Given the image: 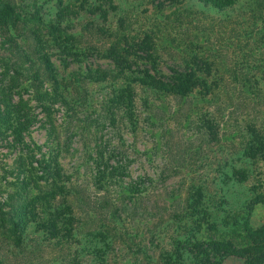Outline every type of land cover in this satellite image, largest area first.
I'll list each match as a JSON object with an SVG mask.
<instances>
[{"label":"rangeland","instance_id":"rangeland-1","mask_svg":"<svg viewBox=\"0 0 264 264\" xmlns=\"http://www.w3.org/2000/svg\"><path fill=\"white\" fill-rule=\"evenodd\" d=\"M120 3L124 5L123 10H127L124 14L130 18L131 34L144 31L151 26L150 23L163 26L156 33L157 42L164 49L161 54L163 69L176 60L186 62L195 53L213 61V75L208 80H215L217 87L211 95L204 97L213 98V101L198 103L203 98L198 95L193 98L197 113H189L184 109L187 107L179 104L178 98L164 97L159 100L157 95L136 88L137 128L134 131L121 121L122 117H118L114 125L104 117L105 109L111 105L108 101L112 88L103 82L87 87L93 97L94 109H97L90 116L91 123L89 120L83 127L79 121H84L81 110L76 119L68 122L64 117L66 109L63 105L54 102L47 112L41 109L35 98L30 97V90L24 86L23 78L13 73L16 70L25 77L28 75L27 69H30L21 55V49H24L22 42L14 40V37L9 42L7 38L10 32L5 36L0 29V224L1 215H5L8 222L12 217L17 232L25 230L28 235L24 245L14 247L10 236L0 234L1 264H52L56 260L59 248L56 241L43 242L41 233L36 231L33 223L25 227L28 198L40 191L48 192L52 186L50 178H36L35 171L40 169L35 164L37 159L49 158L51 167L57 164L62 176L60 186L70 188L74 193L77 190V200L73 197L77 213L86 215L87 209H95L97 213L108 215V211L115 207L114 203L121 201L117 200V186L112 184L99 189L91 176V167L100 149L105 157L114 150V160L127 164L123 184L128 187L140 179L141 184L144 182L137 197V200L139 197L143 200L134 204L135 214L138 215L140 211L145 217V211H142L144 205L148 213L147 224L137 219L131 221L130 217L123 215L126 223L121 232L126 236L125 242L118 240L119 235L116 236L114 244L117 247L110 253L109 263L133 264L138 258L141 264H146L147 259L142 251L158 262V252L166 246L165 238L168 242L171 235L172 224L161 233L166 223L163 217L174 210L187 208L192 166L203 165V172L211 161H215L216 166L219 161L231 157L230 148L233 152L238 149L247 136L246 128L264 127V0H235L233 6L222 11L204 8L197 0H154L153 3L150 0H120ZM129 3H135L136 8L130 7ZM159 3L161 9L152 5ZM103 4L108 8L107 1H103ZM110 12L108 21H96L94 27L116 26L119 15ZM14 41L19 42L20 46L16 47ZM215 55L218 56L213 58ZM101 63L99 60L95 62L97 65ZM13 80L19 87L16 91L10 88ZM145 100L148 105L154 101L151 110L146 109L148 105H145ZM156 106L162 108L156 110ZM14 112L26 115L21 120L27 118L30 123L19 142L14 141L9 128L8 114ZM206 112L211 113L219 125L220 137L225 136L228 141L224 148L201 135L199 121L203 120ZM150 113L153 117L148 115ZM21 123L24 126L23 121ZM104 144L107 146L103 147ZM35 145L40 147V151L34 149ZM173 160H177L174 164L182 162L183 167H169ZM244 161L245 164L241 163L240 167L248 171V181L233 186L230 194L226 192V195L229 200L235 199L234 204L237 200L239 206L242 202L248 204L251 201L253 209L248 215L244 213V217L251 227L256 228L264 225V203L253 204L254 195L264 197V160ZM205 172L211 181V172ZM29 176L32 177L31 183ZM156 184L158 187H155ZM236 190L246 192L247 196L235 198ZM92 196L94 199H91ZM86 197L91 205L86 203ZM98 218L94 224L92 222L91 229L101 226V219ZM10 224L6 225L7 228H10ZM114 232L118 233V228ZM2 242L10 245H3ZM36 249L42 252L38 253ZM70 250L66 248V253H70ZM25 255L29 258H21ZM30 257L34 259L32 262L29 261ZM251 262L264 264V252H249L243 247L225 260V264Z\"/></svg>","mask_w":264,"mask_h":264},{"label":"trees","instance_id":"trees-1","mask_svg":"<svg viewBox=\"0 0 264 264\" xmlns=\"http://www.w3.org/2000/svg\"><path fill=\"white\" fill-rule=\"evenodd\" d=\"M103 1L109 3L108 8ZM153 1L150 0L152 3ZM234 1L197 0L204 8L219 11L233 6ZM130 3L129 6L135 9L137 5ZM152 5L157 9L162 7L161 3ZM123 8L120 0H0L2 35L7 36L10 32L11 35L7 38L9 42L13 41L12 37L14 40H21L24 48L21 49V55L30 68L27 69L28 75L25 77L16 70L13 73L23 78L24 86L30 90V97L35 98L42 110L49 112L48 107L54 102L59 106L63 105L66 109L64 117L68 122L76 119L81 110L84 121H79L85 127L91 114L97 110L94 109L93 97L90 96L87 87L107 82L112 88L108 101L111 105L105 109L104 117L112 125L118 121V117H122L121 121L135 131L136 88L157 95L160 97L159 100L165 99L164 97L178 98L179 104L187 107L184 109L189 113L198 110L193 100L198 95L203 97L197 101L198 103L213 101V98H204L211 95L217 87L215 80H208V77L213 75V61L195 53L186 62L181 59L185 63L183 66L182 62L176 60L163 69L161 54L164 49H161L156 37V33L163 26L150 23L151 26L144 31L131 34L130 18L124 14L127 10ZM110 11L119 15L116 19L117 25L107 28L94 27L97 25L96 21H108ZM13 43L16 47L20 46L19 42ZM98 60L102 63L97 65L95 62ZM59 65L66 69H60ZM11 83V90L16 91L19 88L15 85L16 81L13 80ZM144 102L148 105L147 100ZM152 104L146 109L151 110ZM160 108L162 106L155 107L156 110ZM87 111L89 114L86 115ZM8 115L10 132L14 141L19 142L30 124L29 120L27 118L21 120L22 116L26 115L18 112ZM148 115L153 117L151 113ZM199 122L201 135L209 137V141L219 143L218 145L223 148L227 146L225 143L228 141L225 136L220 137L219 125L211 113L206 112L203 120ZM246 129L247 136L238 149L233 152L230 148L231 157L219 161L216 166L215 161H211L204 169L211 172V181L207 178L208 174L203 172V165L192 166L193 176L189 179L191 185L187 208L174 210L172 214L168 213L163 217L166 223L161 233L168 230L172 224L171 235L167 242L164 234L166 246L158 252V262L156 259L152 260L146 251H142L147 259L146 264H225L228 256L243 247L249 252H264V225L251 227L249 220L244 217V213L247 212L248 215L253 209L251 201L248 204L242 202L239 206L236 204L237 200L235 205V199L229 200L226 195L233 186L243 185L248 181V171L240 167L241 163L245 164L244 160H264V127ZM34 149L40 151L37 145ZM112 152L115 151L112 150L105 157L100 149L99 156L94 159L91 167V176L94 177L99 189L112 184L117 186V200L121 201L114 203L115 207L108 211V215L97 213L95 209H87L85 211L87 216L77 213L73 202V197L77 200V190L74 193L70 188L60 186L59 180L62 176L57 164L51 167L49 158L37 159L35 164L40 169L35 171L36 178L41 180L50 178L52 186L48 192L40 191L34 197L28 198L24 215L25 227L29 223L35 224L43 242L55 240V244L59 245L56 260L52 264H110V253L117 247L114 244L116 236L119 235L118 240L125 242L126 236L121 232L126 223L125 216L130 217L131 221L137 219L147 224L146 206L142 208L145 217H142L140 211L136 215L134 209L136 208L134 204L143 200L141 197L137 200V197L144 182L141 184L140 179L128 187L124 185L123 176L126 175L127 164L121 163V160L115 161ZM174 163H177V160L171 161L168 166L174 169L179 167L178 165L183 167L182 162ZM236 163H239V166H236ZM28 179L31 183L32 177L29 176ZM167 179L168 176L165 177V183ZM155 187H158V184ZM241 195L247 196V193L236 190L235 198ZM91 199H94V196ZM124 202L133 205L128 206ZM259 202L264 203V197L254 195L253 204ZM86 203L91 205L88 197ZM94 214L101 219V226L91 229L92 222L94 224L97 218ZM12 220L11 217L8 222L6 216L1 215L0 234L10 236L13 239V246L19 247L26 243L28 235L25 234V230L18 233ZM8 224L10 228H7ZM117 228L118 233L114 232ZM66 248L71 249L70 253H66ZM37 251L42 252L39 249H36ZM21 258L27 259L29 256ZM33 260L30 257L29 261ZM133 264L141 262L136 258Z\"/></svg>","mask_w":264,"mask_h":264}]
</instances>
